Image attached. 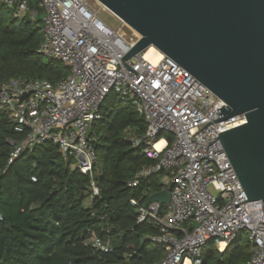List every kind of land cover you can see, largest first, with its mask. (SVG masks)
Listing matches in <instances>:
<instances>
[{
  "label": "built area",
  "instance_id": "2783aa9c",
  "mask_svg": "<svg viewBox=\"0 0 264 264\" xmlns=\"http://www.w3.org/2000/svg\"><path fill=\"white\" fill-rule=\"evenodd\" d=\"M1 1L11 6L15 17L31 21H37L40 9L38 52L69 69L55 84L38 78L0 82V111L14 122L15 131L27 130L8 163L23 150L51 142L70 169L89 178V200L98 197L99 170L89 128L100 119L103 100L115 90L133 101L146 125L141 136L131 133L128 138L154 161L128 186L160 172L166 173L162 189L172 182L166 204L129 200L137 211L136 223L159 230L146 237L163 245L165 255L151 264H206L202 252L207 241L213 240L223 252L242 230L249 233V264H264V204L247 199L217 138L219 132L244 123V116L206 125L220 118L217 109L225 103L168 56L154 61L144 57L145 50L123 61L136 73L128 69L121 57L137 42L138 33L125 29L120 19L119 27L108 24L89 0ZM96 238L90 233L86 241L96 243ZM109 244L107 239L103 249Z\"/></svg>",
  "mask_w": 264,
  "mask_h": 264
},
{
  "label": "trees",
  "instance_id": "16d2710c",
  "mask_svg": "<svg viewBox=\"0 0 264 264\" xmlns=\"http://www.w3.org/2000/svg\"><path fill=\"white\" fill-rule=\"evenodd\" d=\"M5 6L0 0V82L38 78L55 84L63 79L68 67L38 52L39 20L17 18ZM99 112L101 117L92 123L89 135L96 165L98 153L103 165L96 176L99 196L89 200V178L70 169L51 142L23 150L8 163L27 130L15 131L14 122L0 111V264H151L165 255L163 245L146 237L157 234V226L137 224V211L129 202L143 203L149 194L160 191L166 174L128 186L141 168L154 163L141 145L134 146L128 138L131 133L141 136L145 122L133 101L115 90L108 93ZM90 233L96 235V243L86 241ZM107 239L110 244L104 250ZM250 250L248 240L235 241L218 252L209 240L202 260L249 264Z\"/></svg>",
  "mask_w": 264,
  "mask_h": 264
},
{
  "label": "water",
  "instance_id": "95a60500",
  "mask_svg": "<svg viewBox=\"0 0 264 264\" xmlns=\"http://www.w3.org/2000/svg\"><path fill=\"white\" fill-rule=\"evenodd\" d=\"M96 1L139 35L121 57L128 69L123 61L153 46L225 103L206 125L244 116L217 138L247 199L264 204V0ZM171 186L145 205L168 203Z\"/></svg>",
  "mask_w": 264,
  "mask_h": 264
},
{
  "label": "rangeland",
  "instance_id": "374dc122",
  "mask_svg": "<svg viewBox=\"0 0 264 264\" xmlns=\"http://www.w3.org/2000/svg\"><path fill=\"white\" fill-rule=\"evenodd\" d=\"M89 4L92 7L96 8L97 10H99V16L101 18H103L108 24H110L113 27H119L120 26L121 22L119 21V19L116 18L114 16V14L111 15V12L109 10L108 11L110 13L107 10H105L106 8L103 9V7L96 0H89ZM5 7L8 8V9H11V6H9V5H6ZM6 16L9 17V14H6ZM41 18H42V13L40 14V16L37 19V21L39 20L40 25H42ZM123 26H124L125 29H127V30L129 29L125 24ZM114 94H115V92L112 91L111 94H110V97H112ZM90 130H91V128H89V131ZM102 165H103L102 164V158H101V155L98 153V165H97L98 170L102 169ZM248 235H249V233H248L247 230H242L240 232V235L237 238L236 242L237 243H242V242L248 241Z\"/></svg>",
  "mask_w": 264,
  "mask_h": 264
},
{
  "label": "bare ground",
  "instance_id": "6f19581e",
  "mask_svg": "<svg viewBox=\"0 0 264 264\" xmlns=\"http://www.w3.org/2000/svg\"><path fill=\"white\" fill-rule=\"evenodd\" d=\"M113 14V13H112ZM144 57L148 58V59H153L154 61L158 60L161 56L162 53L159 52L157 49H155L153 46H150L146 49V51L144 52ZM224 244H222L221 246H223Z\"/></svg>",
  "mask_w": 264,
  "mask_h": 264
}]
</instances>
